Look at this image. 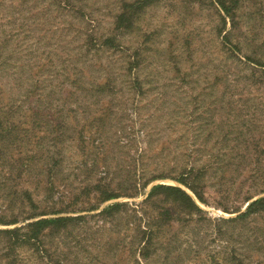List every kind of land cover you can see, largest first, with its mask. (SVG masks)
Returning a JSON list of instances; mask_svg holds the SVG:
<instances>
[{
    "label": "rangeland",
    "instance_id": "rangeland-1",
    "mask_svg": "<svg viewBox=\"0 0 264 264\" xmlns=\"http://www.w3.org/2000/svg\"><path fill=\"white\" fill-rule=\"evenodd\" d=\"M137 1L0 0V218L85 214L96 200L83 187L95 183L122 193L101 207H131L153 184H172L202 212L156 197L144 217L163 207L171 218L144 258L130 207L57 234L56 257L264 264V212L230 221L264 195V0H147L116 30V15ZM108 36L116 45L100 46ZM191 167L205 203L170 178ZM141 170L159 178L124 195Z\"/></svg>",
    "mask_w": 264,
    "mask_h": 264
},
{
    "label": "trees",
    "instance_id": "trees-1",
    "mask_svg": "<svg viewBox=\"0 0 264 264\" xmlns=\"http://www.w3.org/2000/svg\"><path fill=\"white\" fill-rule=\"evenodd\" d=\"M146 1L147 0H139L130 5H126V11L123 10L116 15L114 28L117 30L122 26L125 28L129 27L132 23V16L139 10L140 6L145 4ZM222 6L225 8L223 4ZM114 42V37L108 36L101 40L100 46H115L116 43ZM65 126L66 123L61 121L59 128L62 127L65 129ZM83 128L84 125L78 131V144L82 149L83 155H86L85 150L88 147L89 135L85 133ZM99 128L100 126L96 127V132H99ZM62 134L63 132L60 133V135H57L54 139L58 142L63 141L65 136H62ZM57 161L59 164L61 160ZM195 170L191 167L186 171L180 172L178 176H171L170 178L188 187L199 201L205 203L202 194L197 189L198 185L195 181L190 179L192 175H194L193 179L198 178L200 171L196 170L195 172ZM166 176L168 175H162L160 178H165ZM155 178L159 177H146V171H139L137 178L134 179V183L130 185L129 191H126L124 195L135 197L140 194V189L147 187V185ZM113 190V188L108 189L107 186L101 185L100 183L83 187V194L86 196L93 194V197L96 200L95 204L81 210L87 211L85 214L47 216L46 213H31L25 218V221H22L23 224L20 225H17L19 220L16 218L12 220H3L0 218V224L7 225L5 228H0V260L5 262V264H62L59 258L56 257L55 253L56 246L54 239L57 234H63L69 228L80 225L87 217L92 218L100 216L106 220L115 216L117 212L125 211L130 207L127 202L123 201H116L110 205L101 207L100 205L104 201L117 198L122 194L116 193ZM23 193L26 195V201L31 205H34L30 192L25 190ZM161 195L164 196V198H170L172 201L185 207L187 213L202 212V209L196 204L194 198L181 187L166 183L153 184L146 196L140 202L132 203L130 207L132 209L131 217L134 219L133 222L137 226L139 234L137 245H142L140 247V252L143 258L147 256L146 251H144L147 248L146 245H151L153 243V238L155 236L154 228H157L159 225L161 226L167 219L171 218L170 211L163 207L156 209L157 211L155 215L152 216V219L149 220L144 217L145 214H148V211L143 210L142 212V209L145 207H151L152 211H155L153 207L155 199ZM91 211L96 212L91 214L88 213ZM238 211L239 213L236 214L235 217H231L230 221H245L249 219L250 216L254 217L264 212V195L249 201L244 211L240 212V209ZM52 213L58 214L59 212ZM37 216H40V218H37ZM142 219H144L143 224H140ZM23 251H26L28 254H22ZM235 262V264H245L241 257L236 258Z\"/></svg>",
    "mask_w": 264,
    "mask_h": 264
}]
</instances>
